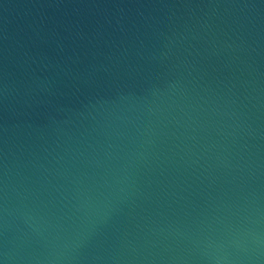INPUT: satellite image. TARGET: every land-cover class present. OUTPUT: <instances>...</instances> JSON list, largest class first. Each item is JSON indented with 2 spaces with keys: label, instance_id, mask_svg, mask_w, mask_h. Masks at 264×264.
<instances>
[{
  "label": "water",
  "instance_id": "95a60500",
  "mask_svg": "<svg viewBox=\"0 0 264 264\" xmlns=\"http://www.w3.org/2000/svg\"><path fill=\"white\" fill-rule=\"evenodd\" d=\"M2 264H264V0H0Z\"/></svg>",
  "mask_w": 264,
  "mask_h": 264
},
{
  "label": "clouds",
  "instance_id": "9594fccd",
  "mask_svg": "<svg viewBox=\"0 0 264 264\" xmlns=\"http://www.w3.org/2000/svg\"><path fill=\"white\" fill-rule=\"evenodd\" d=\"M0 264H2V262H0Z\"/></svg>",
  "mask_w": 264,
  "mask_h": 264
}]
</instances>
